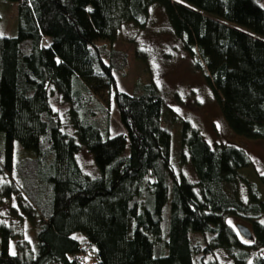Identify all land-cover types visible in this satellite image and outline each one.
<instances>
[{"label": "trees", "instance_id": "16d2710c", "mask_svg": "<svg viewBox=\"0 0 264 264\" xmlns=\"http://www.w3.org/2000/svg\"><path fill=\"white\" fill-rule=\"evenodd\" d=\"M10 1L19 27L14 37L0 36V193L17 196L36 223V242L21 233L10 253L16 232L0 222V264H86V253L87 264H264V200L241 174L252 164L246 151L212 147L184 120L180 162L195 179L179 171L164 126L176 114L153 79L138 81L133 93L119 90L115 73L129 61L114 46L162 10L194 67L206 72L231 129L264 137L261 3ZM142 51L137 45L145 61ZM54 97L67 105L66 121ZM113 98L124 132L111 136ZM16 142L33 155L15 160ZM83 152L99 176L86 172ZM230 216L243 222L233 226Z\"/></svg>", "mask_w": 264, "mask_h": 264}, {"label": "rangeland", "instance_id": "374dc122", "mask_svg": "<svg viewBox=\"0 0 264 264\" xmlns=\"http://www.w3.org/2000/svg\"><path fill=\"white\" fill-rule=\"evenodd\" d=\"M257 1L264 7V0ZM18 27L17 3L10 0H0V36L14 37L18 34ZM171 33L164 12L155 8L145 28L126 29L123 35H120L114 46L128 53L129 64L123 74L115 73L119 90L133 93L138 81L147 83L152 79L155 80L164 96L166 106L171 108L177 116L171 126L167 122L164 123V126L169 128L172 134L174 166L179 171L186 172L190 178L195 179L190 165L180 162L182 122L184 120L191 121L212 147L221 144H234L246 151L252 164L241 170V174L256 184L257 190L264 200V183L260 178L264 174V137L240 135L231 129L222 113L219 99L207 79L206 72L194 67L191 56L182 48V43ZM128 38L138 40L137 45L143 50L141 53L145 54V61L142 56L136 57L137 45ZM99 42L106 43L105 41ZM53 107L66 121L67 105L54 97ZM110 110L112 117L110 135L123 133L124 129L119 121V110L114 98L111 101ZM2 148H4V137L0 133V160L3 155ZM32 155L33 152L25 150L19 142L15 143V160ZM79 156L88 174L100 175V170L92 155L83 152ZM17 182L21 183L20 180ZM0 200H11L8 204L0 202V222L11 225L16 232L9 248L10 253L15 254L17 253L19 234L24 233L27 238L35 239L36 242V223L24 214L23 207L18 205L16 195L8 197L6 194L0 193ZM228 222L234 226L243 221L240 218L230 216ZM85 261L86 264L90 262V254L86 253Z\"/></svg>", "mask_w": 264, "mask_h": 264}, {"label": "water", "instance_id": "95a60500", "mask_svg": "<svg viewBox=\"0 0 264 264\" xmlns=\"http://www.w3.org/2000/svg\"><path fill=\"white\" fill-rule=\"evenodd\" d=\"M246 230H248V229H246ZM240 232L242 235H244V230H241ZM248 232H249V235L251 236L252 235L251 231L248 230Z\"/></svg>", "mask_w": 264, "mask_h": 264}]
</instances>
